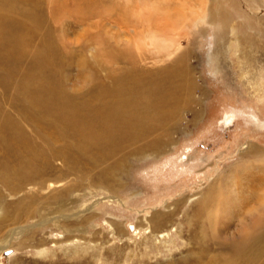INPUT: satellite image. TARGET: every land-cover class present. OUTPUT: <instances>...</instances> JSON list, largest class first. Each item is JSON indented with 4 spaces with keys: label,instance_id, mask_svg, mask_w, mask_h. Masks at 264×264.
Returning a JSON list of instances; mask_svg holds the SVG:
<instances>
[{
    "label": "rangeland",
    "instance_id": "1",
    "mask_svg": "<svg viewBox=\"0 0 264 264\" xmlns=\"http://www.w3.org/2000/svg\"><path fill=\"white\" fill-rule=\"evenodd\" d=\"M126 1L64 0L66 4L79 2L78 5L84 6L82 20L85 23H77L79 20L73 18L74 16L69 18V15H63V23L28 26L29 32L32 31L30 33L34 39L33 46L39 45V42L49 43L46 39L50 32V60L63 65L61 69L57 67L56 74L66 77V89L69 93L71 89L73 94L84 89V76L87 71L81 68L80 62L85 56H91V66L88 64L86 69L91 72L95 69L93 72L100 78L104 76L101 67L93 65L92 61L93 56L95 59L100 58L97 57L98 50L96 51L98 45L103 46L104 50L108 49L106 45H112L113 49H125L123 51H127L131 57H136L138 50L141 54H146V57L150 55V60L147 58L139 62L142 71L151 72L147 79L153 82L157 80V74L152 71L162 68L163 65L166 67L182 50L189 49L187 60L182 65L186 68L184 82L189 81L192 91L184 96V99L189 101L187 100L185 107H182L186 104L182 101L175 119L182 131L172 134L173 141L160 158L129 160V165L125 167L123 184L115 188L114 192L107 191L105 187L99 189L95 186L99 185V182L93 179L92 175L95 176L103 164H98L102 162L97 160L99 167L91 165L89 161L96 160L95 156L88 157L89 161L83 162L77 154L69 150L60 152L63 143L57 132L50 127L44 128L47 131L40 127L33 132L29 130L34 129L32 123L35 116H32V108L28 106L30 102L26 101L17 86L20 85V80L24 81L21 76L27 74L29 68L26 69V65L30 61L24 60L23 68L18 61V53L14 51L18 50L19 44L13 45L19 43L23 30L19 26H1L0 36L3 39L0 41V82L3 83V106L0 105V109L3 119L8 118L12 122L3 123V130L0 129V171L8 169V175L14 178L11 177L15 184L5 187L0 183V209L3 210L0 211V247H6L0 252V264H68L79 259L82 264H154L153 257L156 254L157 257H165L167 250L170 251L169 255L172 254L186 237L183 234L182 239H178L174 232L176 225H171L167 231L164 230L169 235L168 240V235L163 238L166 245L160 244L153 249L152 244L161 241L156 236L163 232L151 234L149 230L145 231L148 226L147 218L156 211L163 212L164 207L166 210H172L174 203L201 191L204 184L209 183L219 172L236 161L238 151L246 142H253L264 148V0ZM88 4L96 5V9H88ZM154 5L160 9L154 10ZM84 13L89 15L84 16ZM45 14V22L47 16L50 19L55 16V13L49 12L48 9ZM210 16H214L212 20ZM143 20L146 23L144 25L140 24ZM217 27L223 28L224 31H218ZM149 29L156 30L158 34L154 45H150L146 38L151 35L147 32ZM5 36L11 38L6 40ZM94 41L99 44H93ZM159 41L170 45V50L175 48L176 43L181 49L177 52L173 50L172 52L176 53L171 59L167 60L165 57L163 61H156L153 56L159 49ZM69 58L71 62H68ZM24 70L27 71L22 72ZM47 79L49 82L51 78ZM54 80H50V87H53ZM24 112L33 119L23 117ZM50 119L52 126L56 123L59 130L65 131L56 120ZM15 122H19L23 131L25 130L22 140L28 137L38 140L39 136L36 135H43L41 144H48V148L52 149L55 147L53 152L59 151L61 157L68 155V160L72 161V166L67 163L68 168L75 169L77 166L76 169L80 170H70L69 176L58 180L62 177L59 176L61 168L63 169L66 163L61 165L63 158L52 161L50 155L53 153H49L47 158L52 162L47 158L42 159L43 162L36 159L35 167L36 170L44 169L46 174L56 173L55 179L50 180L54 186L48 187V182L40 187L18 184L13 173L20 163L26 162L25 158L20 156L24 149L19 146V141L13 142L14 137H3L7 136L6 124ZM64 135V141L66 135L67 141H71L68 128ZM127 144L124 145L126 149L123 145L122 149L128 153L139 147L141 142H130L126 147ZM74 161L78 162L75 166ZM72 182L80 183L81 188L69 191L67 198L74 201H69L64 208H60L52 198L53 193L61 191L63 185L60 183L68 185ZM63 199L66 200V197ZM24 201H27L26 204ZM246 212L240 217L246 218ZM76 213L80 215L81 220L85 218L82 224L76 221ZM61 215L65 220L60 218ZM55 217H59V221H56ZM180 217L181 215L177 218ZM138 222L141 226L137 231L134 227ZM234 223L237 224L233 222L232 226ZM138 258L144 260L140 261Z\"/></svg>",
    "mask_w": 264,
    "mask_h": 264
},
{
    "label": "bare ground",
    "instance_id": "2",
    "mask_svg": "<svg viewBox=\"0 0 264 264\" xmlns=\"http://www.w3.org/2000/svg\"><path fill=\"white\" fill-rule=\"evenodd\" d=\"M126 2L128 3L129 0ZM78 4L79 2H75L73 5L66 4L64 0H0V27L9 25L19 26L23 30L22 32L20 31L22 35L20 34L21 38L19 39V43L13 45L19 44L18 50L14 51L18 53V61L21 64L24 60L30 61L26 65V69L29 68L28 71H22H27V74L21 76V79H24V81L22 82L20 80V87L17 86V89L25 96L26 101L30 102L28 106L32 108V116H35V121L32 123L34 129L29 130L33 132L40 127L43 131H47L44 128L50 127L57 132L58 137L62 141L61 143H63V148H60V152L62 150L63 152L64 150H69V152L77 154L83 162L89 161L88 157L95 156L96 160L89 161L91 165H96V168L99 167L96 164L98 160L102 162L98 164H103L104 166L100 165L102 169L95 176L92 175L93 179L99 182V185L95 186H98L99 189L100 187H105L107 191L114 192L116 190L115 188H119L123 184L122 179L125 176V167L129 165V160H140L145 157L160 158L166 148L172 143V134L182 131L175 119L180 111L182 101L184 100L186 103L182 107L187 105V100L189 101V99H184V96L192 91L189 81L186 80L188 84L185 85L186 68L184 69L182 65L187 60L189 49L182 50L180 53L178 52L179 54L177 53L178 55L175 56L171 64L166 65V67L163 65L162 68L152 71L155 72L154 74H157V80L153 82L151 79H147L151 72L142 71L139 62L147 60V58L149 59L151 57L150 55V57H146V54H141L138 50L137 56L131 57L127 51H123L125 49H113L114 47L112 45H106L108 49L104 50L103 46L98 45L99 48L97 47L96 51L98 50L97 57L100 58L95 59L96 57L93 56L94 60L92 61L94 63H91L93 65L96 64L95 66H99V68L101 67L104 76L100 78L96 72H93L95 69L92 72L86 69V66L90 64L91 56H85L82 62H80L81 68L87 71L84 76V89L79 90L75 94H73L74 92L71 93L70 89L69 93L66 89V77L63 78L58 73L56 74L57 67L61 69L63 65H58L55 60H50V49L52 47H50V43L52 42L50 32L47 34L46 39L49 43L41 44L39 42V45L33 46L34 39L30 33L32 31L29 32L30 29H28V26L39 27L63 23L65 20L63 15H69V18L70 16H74L73 18L79 20L77 23L84 22L82 20L84 6ZM93 5L88 4L86 6L88 9H92L93 7L96 9V5ZM46 9L49 12L55 13V16L52 17L50 15L52 19L47 16L45 22L43 18L46 17ZM153 9L159 10L160 7L158 8L154 5ZM85 15L89 14L84 13ZM213 17L210 16V19L212 20ZM144 22V20L140 21V24H146ZM217 30L224 31L220 27H217ZM148 31L151 35H147L148 33H146V38L149 40V44L152 45L156 42L155 38L158 34L153 29H149ZM4 38L8 40L11 36H5ZM1 39L3 37L0 36V41ZM163 41H159V49L155 52L156 55L153 56L156 61H163L162 59L165 57V59H169L179 51L178 49H181L176 43V45L174 44L175 48L170 50V45L164 44ZM94 43L99 44L95 41ZM173 50H176V52H172ZM100 51L102 54H100ZM144 56L146 59H143ZM71 61L69 58L68 62ZM21 66L24 68V64ZM88 66H91V64ZM63 71L64 69L61 70V72ZM187 73H189V69ZM56 77L58 80H56ZM47 78L55 79L53 87L49 85L51 79L48 82ZM192 87L195 89L194 86ZM22 114L24 115L23 117L30 118L29 114L27 115L25 112ZM3 117V112L0 109V129L2 130L3 123L12 122L8 118L3 119ZM50 118H53L54 121L56 120L61 127L63 126L65 131L62 132L59 130V126H56V123L52 126V123H50L52 120ZM30 119L33 118L31 117ZM67 128L70 131L69 137L71 141H67L68 135H66V141L63 140ZM5 131L7 132V136L4 135V138L9 139L10 137H14L13 142L16 141L18 143L17 141H19L20 145H18L21 146L22 150L24 149L20 156H23L26 162L20 163L16 169L13 168L14 173L11 170L17 178L16 180H18V184H32L40 187L48 182V187H53L54 184L50 180L52 178L55 179L56 173L50 175L46 171V174L44 169L38 170L37 168L36 170L35 167L36 159L41 161L49 157V153H53V155H50L52 161L63 158V160L61 159L63 161L62 164L60 163L61 165L66 163L67 166L69 162L68 166H72V161L68 160V155L61 157L62 155L58 154L59 151L55 150L53 152L55 147L52 149L48 148V144L45 146L41 144V137L43 135H36L39 136L38 140L28 137L23 138V141L21 137H23L22 135L25 133V130L23 131V126L21 127L19 122L11 125L6 124ZM40 132L41 130L39 129ZM45 134L47 135L48 132ZM58 137H56V140ZM130 142H141V144L137 148L132 147L134 148L132 152H124L125 143L129 144ZM128 144L126 147H128ZM122 145L124 147L123 149ZM74 162L75 166L77 161ZM66 166L63 169L60 167L61 171L59 169V176L62 175V177L59 179L57 177L58 180H62L67 175L69 176L70 170L76 171L79 169H76L77 166L75 169H69ZM7 171H0V183L5 187L15 184L14 178L11 176L12 179L9 176V171L8 173ZM85 174L83 175L84 177ZM60 185H63V188L60 192L53 193L52 198L60 208H64L68 204L67 202L70 201L71 203L74 201V199L71 201V198H67V193L69 191L79 190L81 185L77 182H72L68 185L66 183H60ZM188 196L174 203L172 210H166L164 207L165 210L163 212L156 211L147 218L148 226L144 229L145 231L149 230L151 234L163 232L156 236L161 241L153 243V249L160 244H165L163 238L167 237L168 234L165 232L171 225H176L177 230L176 227L173 229L178 239H182L183 234L186 237L182 245L180 243L172 254L169 255L170 251L167 249L165 257H157L158 254H156L153 257L155 259L154 264H264V148L257 146L253 142H246L244 147L242 146L238 151L236 161L230 167L225 168L213 177L209 183L204 184L201 191L194 193L189 198ZM64 197H66V200H62ZM16 204L18 205V203ZM25 206L28 208L27 205ZM27 208L26 210H28ZM0 211L3 210L0 209ZM37 211L35 212L36 216H38ZM245 212L247 214L246 218H241L240 215L242 213L245 214ZM18 213L20 212L18 211ZM179 215H181L180 219L177 218ZM8 216H5V218ZM77 216L76 221L82 224L85 218L81 220L80 215L77 214ZM31 218L33 217L31 216ZM60 218L64 219L65 217L61 215ZM55 220L59 221V217H55ZM233 222L237 224L234 223L235 225L232 226ZM140 226L141 224L138 222L134 228L137 230ZM83 227L85 228V226ZM116 231L118 232V230ZM92 240L94 241V239ZM93 241L91 242L93 243ZM4 248L6 247H0L1 253ZM138 259L140 261L144 260ZM68 264H82V260H73Z\"/></svg>",
    "mask_w": 264,
    "mask_h": 264
},
{
    "label": "crops",
    "instance_id": "3",
    "mask_svg": "<svg viewBox=\"0 0 264 264\" xmlns=\"http://www.w3.org/2000/svg\"><path fill=\"white\" fill-rule=\"evenodd\" d=\"M0 105L3 106V83L0 82Z\"/></svg>",
    "mask_w": 264,
    "mask_h": 264
}]
</instances>
